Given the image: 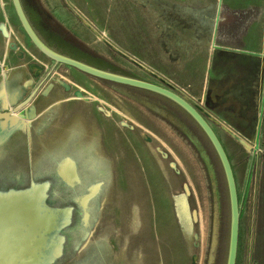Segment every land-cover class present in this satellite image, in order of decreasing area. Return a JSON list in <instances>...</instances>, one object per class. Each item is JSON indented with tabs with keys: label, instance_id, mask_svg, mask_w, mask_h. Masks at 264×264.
I'll list each match as a JSON object with an SVG mask.
<instances>
[{
	"label": "rangeland",
	"instance_id": "1",
	"mask_svg": "<svg viewBox=\"0 0 264 264\" xmlns=\"http://www.w3.org/2000/svg\"><path fill=\"white\" fill-rule=\"evenodd\" d=\"M138 1L21 0L24 9L43 12L47 25L96 54L100 51L104 59L110 53L129 75L156 83L151 66L136 58L143 49L136 35L149 31V22L140 20L143 6H136ZM245 3L249 0H222L225 12ZM244 12L264 25V0H252ZM244 19L234 22L243 24ZM259 69L253 73L258 79ZM171 89L202 109L229 155L241 205L237 264H264L258 233L264 80L260 106L247 107L245 116L242 111L237 115V107L219 108L208 98L193 100L177 86ZM12 94L18 98L12 100ZM26 101L24 110L0 120V194L30 191L35 183L42 187L45 204L56 210L60 229L47 235L45 257L37 264H227L229 186L219 155L199 125L163 96L56 64L33 44L14 2L0 0V113ZM68 157L80 176L76 185L58 173ZM95 185L98 191L85 208L81 199ZM181 199L187 203L186 215ZM67 208L70 218L58 213ZM55 240L61 243L58 249Z\"/></svg>",
	"mask_w": 264,
	"mask_h": 264
},
{
	"label": "crops",
	"instance_id": "2",
	"mask_svg": "<svg viewBox=\"0 0 264 264\" xmlns=\"http://www.w3.org/2000/svg\"><path fill=\"white\" fill-rule=\"evenodd\" d=\"M137 5L143 6L140 20L149 22V31L136 35V43L143 46L136 58L151 66L156 84L177 86L187 98H208L219 108L237 107V115L260 106L264 25L247 18L246 3L232 5L227 12L222 0H139ZM226 16L235 20L226 23ZM241 16L246 17L243 24L234 22ZM103 56L115 63L110 53ZM256 67L262 69L259 79L253 75ZM237 130L242 131L241 126Z\"/></svg>",
	"mask_w": 264,
	"mask_h": 264
},
{
	"label": "bare ground",
	"instance_id": "3",
	"mask_svg": "<svg viewBox=\"0 0 264 264\" xmlns=\"http://www.w3.org/2000/svg\"><path fill=\"white\" fill-rule=\"evenodd\" d=\"M32 81L27 80V85ZM16 94H12L11 99L16 100ZM7 120V119H5ZM25 125L23 121L21 127ZM224 129L234 138L238 139L244 146L250 145L228 126ZM4 140H0V149ZM261 175V205L259 210V239L263 240L261 255L264 257V166ZM58 173L71 185H76L80 178L77 173L76 163L72 158H65L58 167ZM98 191V185L91 188V191L81 199L82 204L90 200ZM181 211L187 214V203L181 199ZM87 208V206H85ZM88 211V210H87ZM67 218L72 215L70 208L59 210ZM56 210L45 204L41 186L34 183L30 191H15L8 194H0V249L4 256L0 254V264H37L43 261L44 249L48 242V234H54L60 228L56 223ZM88 219V213L86 220ZM51 234V235H52ZM3 243V244H2ZM55 246L60 248V241L55 240Z\"/></svg>",
	"mask_w": 264,
	"mask_h": 264
},
{
	"label": "water",
	"instance_id": "4",
	"mask_svg": "<svg viewBox=\"0 0 264 264\" xmlns=\"http://www.w3.org/2000/svg\"><path fill=\"white\" fill-rule=\"evenodd\" d=\"M14 2V6L16 9V13L18 15V18H20V21L22 23V26L26 33H28L30 39L32 40L33 44L36 46L37 49L40 50L42 54L47 56L49 59L54 61L56 64H64L71 68H76L80 72L92 76L96 79H99L103 82L109 81L110 83H113L114 85L118 86H129L136 89H142L149 91L151 93H157L165 98H167L170 101H173L176 103L179 107L184 109L186 112H188L194 120L197 122V124L200 125V127L203 129V131L206 133L207 137L211 140L217 155H219V158L221 160L223 169L226 174L227 183L229 186L230 191V202H231V238H230V244H229V255L227 264H237L238 255H239V240H240V224H241V205L239 202V193H238V186H236V179L234 170L232 168V164L229 158V155H227V152L225 150V147L219 139L216 131L214 130L213 126L205 115L202 113V109L196 105L194 102L185 99L183 96H181L179 93H176L174 90H170L168 88H165L159 84H154L149 81L143 80V79H137L133 77H129L126 75H120L114 72H111L109 70L105 71L100 68H97L93 65L86 64L84 62H81L77 59H72L68 56H65L61 54L60 52H56L54 49H51L44 41L41 39L34 30L29 17H27L26 12L23 7V3L21 0H12ZM136 101H140L144 103L148 108L152 109L153 111H158L162 114H165L164 112H161L160 109H158L156 106H153L152 104L143 101L141 98H136ZM28 104V101L21 103L12 111L9 112H1L0 113V120L3 119H10L13 114H16L22 110L25 109V106ZM259 143V142H258ZM258 147V146H257ZM34 187V186H33ZM3 244V243H2ZM0 254L6 257L5 254L2 253V249H0Z\"/></svg>",
	"mask_w": 264,
	"mask_h": 264
},
{
	"label": "trees",
	"instance_id": "5",
	"mask_svg": "<svg viewBox=\"0 0 264 264\" xmlns=\"http://www.w3.org/2000/svg\"><path fill=\"white\" fill-rule=\"evenodd\" d=\"M27 17L36 31L39 37L56 52L68 56L72 59H77L89 65H93L102 70H109L111 72L133 77L126 73L123 69H120L116 64L111 63L109 60L98 56L93 51L85 48L83 45L73 40L66 32L60 29H53L52 33L41 26V17L38 13L31 14L28 9H24ZM135 78V77H133ZM109 82V81H107ZM105 82V83H107ZM110 83V82H109Z\"/></svg>",
	"mask_w": 264,
	"mask_h": 264
},
{
	"label": "flooded vegetation",
	"instance_id": "6",
	"mask_svg": "<svg viewBox=\"0 0 264 264\" xmlns=\"http://www.w3.org/2000/svg\"><path fill=\"white\" fill-rule=\"evenodd\" d=\"M23 7H24V5H23ZM28 11L31 13V14H33V13H38L39 15H40V17H41V26H43V28H45V29H47V31H49L50 33H52V30L53 29H57V28H55L52 24H50V25H47L46 23H45V15L43 14V12H39V11H37L36 9H34V8H29L28 9ZM58 30V29H57ZM96 54V53H95ZM98 55V54H97ZM98 56H100V55H98ZM100 57H102V56H100ZM103 58V57H102ZM106 60V59H105ZM112 63V62H111ZM115 64V63H114ZM138 79V78H137ZM124 86V85H123ZM123 86H121V87H123ZM124 87H126V88H129V89H132V90H134V91H138V92H144L145 94H156V95H159V94H157V93H151V92H149V91H146V90H142V89H136V88H132V87H129V86H124ZM159 96H161V95H159ZM179 107V106H178ZM181 108V107H180ZM183 111H185L184 109H183ZM186 112V111H185ZM186 113H188V112H186ZM189 114V113H188ZM190 115V114H189ZM191 116V115H190ZM192 117V116H191ZM192 119H193V121L197 124V122L194 120V118L192 117ZM199 125V124H198ZM199 127H200V125H199ZM201 128V127H200ZM202 129V128H201ZM203 130V129H202ZM204 132V131H203ZM206 134V133H205Z\"/></svg>",
	"mask_w": 264,
	"mask_h": 264
}]
</instances>
